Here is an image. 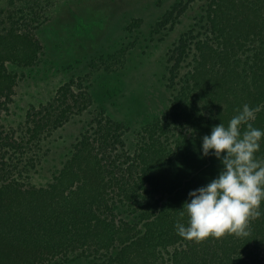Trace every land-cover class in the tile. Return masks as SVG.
<instances>
[{"label": "trees", "instance_id": "1", "mask_svg": "<svg viewBox=\"0 0 264 264\" xmlns=\"http://www.w3.org/2000/svg\"><path fill=\"white\" fill-rule=\"evenodd\" d=\"M56 3L0 0V111L18 69L45 62L39 32ZM182 9L167 10L151 31ZM202 21L167 52L163 113L132 121L99 104L91 76L125 68L112 66L116 51L99 52L28 112L23 128L0 130V264H264V215L250 220L247 237L197 242L175 228L187 225L180 210L188 193L222 168L215 156L201 157L202 137L227 127L244 104L258 109L250 123L264 130V0H211ZM75 116L84 125L61 166L46 185L29 183L49 150L44 140ZM256 155L264 158V140Z\"/></svg>", "mask_w": 264, "mask_h": 264}, {"label": "rangeland", "instance_id": "2", "mask_svg": "<svg viewBox=\"0 0 264 264\" xmlns=\"http://www.w3.org/2000/svg\"><path fill=\"white\" fill-rule=\"evenodd\" d=\"M211 0H57L54 12L42 26L39 38L44 54L39 65L19 70L11 100L0 111V130L23 128L28 112L51 98L57 88L84 67L91 56L116 51L112 66L119 73L102 70L91 76L92 93L99 104L118 118L132 121L163 113L169 96L164 84L167 52L179 37L201 27ZM178 3L166 28L153 33L152 24ZM139 19L129 33L123 28ZM35 107V109L33 108ZM79 116L44 140L47 154L31 169L27 181L46 185L65 160L84 123ZM65 264H92L89 258L71 257Z\"/></svg>", "mask_w": 264, "mask_h": 264}, {"label": "clouds", "instance_id": "3", "mask_svg": "<svg viewBox=\"0 0 264 264\" xmlns=\"http://www.w3.org/2000/svg\"><path fill=\"white\" fill-rule=\"evenodd\" d=\"M257 110L244 104L227 127L220 123L202 137L201 157L215 156L222 168L216 178L188 193L180 210L188 216L187 225H175L181 237L197 242L225 234L247 237L250 220L264 215V158L256 155L264 130L250 123Z\"/></svg>", "mask_w": 264, "mask_h": 264}]
</instances>
